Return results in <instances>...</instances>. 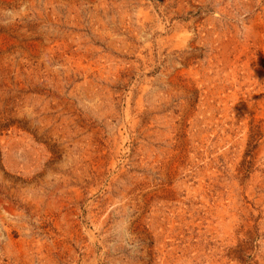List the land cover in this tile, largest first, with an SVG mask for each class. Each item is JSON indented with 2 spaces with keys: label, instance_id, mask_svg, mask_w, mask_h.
<instances>
[{
  "label": "rangeland",
  "instance_id": "1",
  "mask_svg": "<svg viewBox=\"0 0 264 264\" xmlns=\"http://www.w3.org/2000/svg\"><path fill=\"white\" fill-rule=\"evenodd\" d=\"M0 264H264V0H0Z\"/></svg>",
  "mask_w": 264,
  "mask_h": 264
}]
</instances>
